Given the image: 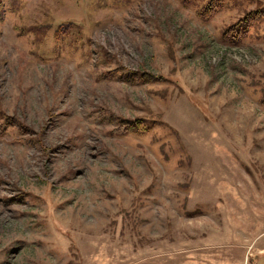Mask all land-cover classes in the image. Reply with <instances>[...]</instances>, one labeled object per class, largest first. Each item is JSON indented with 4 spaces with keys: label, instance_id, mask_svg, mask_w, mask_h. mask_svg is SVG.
<instances>
[{
    "label": "rangeland",
    "instance_id": "rangeland-1",
    "mask_svg": "<svg viewBox=\"0 0 264 264\" xmlns=\"http://www.w3.org/2000/svg\"><path fill=\"white\" fill-rule=\"evenodd\" d=\"M207 1L0 0V264H264V0Z\"/></svg>",
    "mask_w": 264,
    "mask_h": 264
},
{
    "label": "trees",
    "instance_id": "trees-1",
    "mask_svg": "<svg viewBox=\"0 0 264 264\" xmlns=\"http://www.w3.org/2000/svg\"><path fill=\"white\" fill-rule=\"evenodd\" d=\"M224 0H208L202 8L199 10V15L203 18H209L216 11L220 9ZM264 16L263 10H251L245 13L241 18H239L236 22L229 25L222 33L223 38L229 40L230 42H236L239 38L247 33L251 24H253L257 19ZM62 29V25H59L58 32ZM133 73V72H132ZM140 78L144 81H152L154 79H161L160 75H155L150 72L141 71ZM139 125L138 122L134 121L133 124H130V127L137 128Z\"/></svg>",
    "mask_w": 264,
    "mask_h": 264
}]
</instances>
